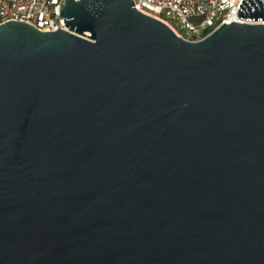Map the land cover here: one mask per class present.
<instances>
[{
	"label": "water",
	"instance_id": "water-1",
	"mask_svg": "<svg viewBox=\"0 0 264 264\" xmlns=\"http://www.w3.org/2000/svg\"><path fill=\"white\" fill-rule=\"evenodd\" d=\"M133 5L0 24V264H264V24Z\"/></svg>",
	"mask_w": 264,
	"mask_h": 264
},
{
	"label": "built area",
	"instance_id": "built-area-1",
	"mask_svg": "<svg viewBox=\"0 0 264 264\" xmlns=\"http://www.w3.org/2000/svg\"><path fill=\"white\" fill-rule=\"evenodd\" d=\"M134 7L169 26L187 40L198 41L230 22L259 25L238 16L242 0H133ZM264 7V0H260ZM64 0H0V24L9 20L28 23L40 31L66 29L60 16ZM264 13V11H263Z\"/></svg>",
	"mask_w": 264,
	"mask_h": 264
}]
</instances>
